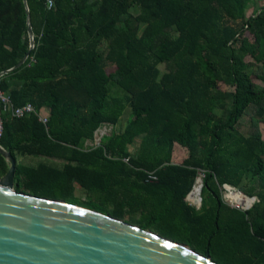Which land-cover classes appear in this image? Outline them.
Returning a JSON list of instances; mask_svg holds the SVG:
<instances>
[{
	"label": "trees",
	"instance_id": "1",
	"mask_svg": "<svg viewBox=\"0 0 264 264\" xmlns=\"http://www.w3.org/2000/svg\"><path fill=\"white\" fill-rule=\"evenodd\" d=\"M260 1L56 0L48 9L44 0H26L34 48L0 88L14 107L30 103L48 122L5 114L0 145L17 161L15 189L75 184L114 202L117 218L138 213L144 230L219 264H264ZM28 51L23 0H0V73ZM253 107L245 134L240 122ZM107 124L111 134L90 146ZM178 146L187 150L181 163ZM19 156L63 167L29 166ZM10 167L0 153V179ZM201 175L198 209L186 198ZM224 185L258 202L235 209Z\"/></svg>",
	"mask_w": 264,
	"mask_h": 264
},
{
	"label": "water",
	"instance_id": "2",
	"mask_svg": "<svg viewBox=\"0 0 264 264\" xmlns=\"http://www.w3.org/2000/svg\"><path fill=\"white\" fill-rule=\"evenodd\" d=\"M23 3L29 51L0 78L22 66L34 48L26 0ZM0 153L11 164L0 179V264H219L185 243L123 219L16 190L17 161L1 145Z\"/></svg>",
	"mask_w": 264,
	"mask_h": 264
},
{
	"label": "rangeland",
	"instance_id": "3",
	"mask_svg": "<svg viewBox=\"0 0 264 264\" xmlns=\"http://www.w3.org/2000/svg\"><path fill=\"white\" fill-rule=\"evenodd\" d=\"M259 4L263 5L264 1H260ZM135 11H136V8H135ZM251 12H252V10H251ZM248 62L253 63V60L249 59ZM161 68L164 70L165 65H161ZM109 70H112V68H109ZM254 110H255V107L250 109V111L247 113V115H245L240 122L239 128L244 133H247L251 128L252 119L254 117ZM129 118H130V112H129V110H127L120 117L119 122L116 124L115 130H121L125 126V124ZM111 129H112V126L109 124L102 126V128L99 129L96 133L97 134L96 140H99V138H101L104 135L111 134ZM96 140L94 142H92V144H90V145L91 146L96 145V143H95ZM185 151L187 152V150L185 148H182L181 146L177 147L176 152L174 154V162L175 163H181L182 160L186 158ZM18 161L20 163H23V164L29 165V166H37L40 163H45L47 165H52V166H55L58 168L63 167L62 162L50 160V159L45 158V157H37V156L20 157L19 156ZM24 192L29 193V194L38 195L41 197H47V198L58 199V200H65L69 203L84 206V207H87V208H90L93 210H97V211L103 212L105 214L112 215L114 217H116V215H117L116 205L114 202H112L110 200L107 201L104 196H102L101 194H98V193L89 194L87 191H85L84 189L80 188L78 185H75V184L73 185L72 189H69L66 186L65 187L60 186V185H57L56 183H53L52 181H48V183H46L45 185H43L41 187L35 188L33 190H29V191L26 190ZM226 194L227 193L225 192L224 193L225 197H226ZM128 212L129 213H127L123 219L126 222H129V223L134 224V225H138V226H140V228H142V226H144L145 224L148 223V221H146L142 218V215L140 216V215H138V213H135V214L131 213L129 210H128Z\"/></svg>",
	"mask_w": 264,
	"mask_h": 264
},
{
	"label": "built area",
	"instance_id": "4",
	"mask_svg": "<svg viewBox=\"0 0 264 264\" xmlns=\"http://www.w3.org/2000/svg\"><path fill=\"white\" fill-rule=\"evenodd\" d=\"M44 2H45V6L49 9L54 5V2H56V0H44ZM6 113H9L14 118H23L27 115L37 114V116L39 117V120L42 123L47 124V122H48V117L42 113L37 112L35 107L30 103L26 104L22 107H14L11 103L9 95H7L0 88V139L3 135L4 120H5L4 118H5ZM102 137L99 138V140L95 139L96 140L95 143L97 146L100 144ZM88 144L90 145V144H92V142H90ZM125 161H128V158ZM150 177H152V179H156L153 176V174H150ZM225 192L227 193L226 197L224 195ZM234 194L240 195L242 197L241 200L234 198L232 196ZM223 197L225 198L226 202L229 205H231L233 208L238 209V210L243 211V212H248L254 206V204L258 202V199L256 197H249V196L241 193L240 191L236 190L235 188H233L229 185L223 186ZM186 200L188 201V203L190 205L195 206L198 209L202 208V206H203L202 191H201L200 195H195V190H194V193L189 194L187 196Z\"/></svg>",
	"mask_w": 264,
	"mask_h": 264
},
{
	"label": "bare ground",
	"instance_id": "5",
	"mask_svg": "<svg viewBox=\"0 0 264 264\" xmlns=\"http://www.w3.org/2000/svg\"><path fill=\"white\" fill-rule=\"evenodd\" d=\"M203 177L200 176L198 179H197V185H196V189H195V195H200L201 191H202V188H203ZM234 198L238 199V200H241V196L240 195H237V194H234L232 195Z\"/></svg>",
	"mask_w": 264,
	"mask_h": 264
},
{
	"label": "crops",
	"instance_id": "6",
	"mask_svg": "<svg viewBox=\"0 0 264 264\" xmlns=\"http://www.w3.org/2000/svg\"><path fill=\"white\" fill-rule=\"evenodd\" d=\"M252 109V108H251ZM254 117H255V110H254ZM253 117V118H254ZM259 129H260V131L262 132V135H263V138H264V122H261L260 124H259ZM251 131V128H250V130L247 132V133H245V134H248L249 132ZM185 153H186V157H187V152L185 151ZM184 153V154H185Z\"/></svg>",
	"mask_w": 264,
	"mask_h": 264
}]
</instances>
